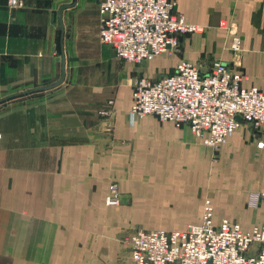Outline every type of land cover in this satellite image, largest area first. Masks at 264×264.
Returning a JSON list of instances; mask_svg holds the SVG:
<instances>
[{"label": "crops", "instance_id": "1", "mask_svg": "<svg viewBox=\"0 0 264 264\" xmlns=\"http://www.w3.org/2000/svg\"><path fill=\"white\" fill-rule=\"evenodd\" d=\"M103 1L0 0V264H130L131 228L186 230L208 199L217 221L264 222V196L250 203L264 193V149L245 125L216 151L188 125L130 116L138 77L160 79L182 59L202 72L232 64L235 35L243 86L264 88V0H175L204 30L140 64L101 41Z\"/></svg>", "mask_w": 264, "mask_h": 264}, {"label": "built area", "instance_id": "2", "mask_svg": "<svg viewBox=\"0 0 264 264\" xmlns=\"http://www.w3.org/2000/svg\"><path fill=\"white\" fill-rule=\"evenodd\" d=\"M12 7L22 0H9ZM175 0H104L100 5L101 41L119 59L140 64L180 50V36L204 27L176 11ZM224 25V24H223ZM233 63L215 60L208 72L182 59L174 72L160 79L146 76L134 82L132 120L154 115L178 126L188 125L203 143L218 151L236 130L246 126L264 149V88L243 86L241 38L234 36ZM107 130L116 121L115 109L105 112ZM264 193L250 203L259 206ZM120 203L118 181L109 183L106 204ZM125 243L130 264H264V222L245 231L227 218L215 220L212 201L206 200L202 222L183 231L131 228Z\"/></svg>", "mask_w": 264, "mask_h": 264}, {"label": "rangeland", "instance_id": "3", "mask_svg": "<svg viewBox=\"0 0 264 264\" xmlns=\"http://www.w3.org/2000/svg\"><path fill=\"white\" fill-rule=\"evenodd\" d=\"M0 137H1V135H0Z\"/></svg>", "mask_w": 264, "mask_h": 264}]
</instances>
